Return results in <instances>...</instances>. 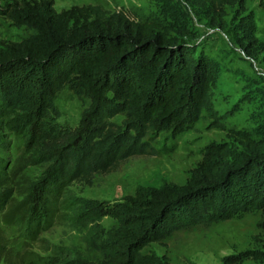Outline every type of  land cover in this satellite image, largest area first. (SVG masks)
<instances>
[{
	"label": "trees",
	"instance_id": "trees-1",
	"mask_svg": "<svg viewBox=\"0 0 264 264\" xmlns=\"http://www.w3.org/2000/svg\"><path fill=\"white\" fill-rule=\"evenodd\" d=\"M195 2L208 5L213 23L226 16L227 6L243 7V0ZM259 5L264 8V0ZM0 16L33 28L23 40L0 43V222L18 232V245L64 216L87 229L96 250L89 258L55 246L50 255H20V264H173L144 248L178 230L264 213V123L234 130L230 141L205 144L182 184L139 186L113 202L73 193L74 184L91 185L96 174L131 156L155 153L149 132L187 131L204 111L222 126L225 115L217 117L214 109V65L183 36L168 37L157 23L98 4L57 11L51 0H7ZM65 85L90 101L72 127L49 113ZM117 114L125 116L120 124L112 121ZM16 140L44 169L11 207ZM105 216L116 224L105 228Z\"/></svg>",
	"mask_w": 264,
	"mask_h": 264
},
{
	"label": "rangeland",
	"instance_id": "rangeland-1",
	"mask_svg": "<svg viewBox=\"0 0 264 264\" xmlns=\"http://www.w3.org/2000/svg\"><path fill=\"white\" fill-rule=\"evenodd\" d=\"M51 1L57 11L87 4H98L110 12L121 10L134 20L157 23L168 37L181 35L188 43L196 44L214 65V109L217 117L225 115L220 127L214 126L213 117L204 111L187 131L149 132L146 140L155 153L131 156L115 170L96 174L91 185L74 184L70 189L73 193L113 202L133 194L139 186L182 184L189 170L200 161L205 144L230 141L234 130H258L264 123V8L259 0H243L242 8L227 6V14L219 23H213L207 4H197L195 0ZM6 2L0 0V6ZM187 28L194 29L198 35L193 37ZM32 32V27L15 25L0 16V43L18 42ZM243 45L247 46V51L242 49ZM89 102L87 95L76 94L65 85L53 99L50 118L65 127L75 126ZM124 117L117 114L112 121L120 124ZM15 143L19 144L14 155L19 174L11 207L20 203L26 185L44 169L38 160L33 161L31 152L27 153L17 140ZM101 224L108 228L116 222L105 216ZM0 232V264H20V255L26 253L50 255L55 246L71 247L86 257H96L87 229L73 227L64 216L40 230L35 238L22 240L18 245L14 242L18 232L1 222ZM143 251L164 255L173 264H264V213L250 211L241 217L178 230Z\"/></svg>",
	"mask_w": 264,
	"mask_h": 264
}]
</instances>
